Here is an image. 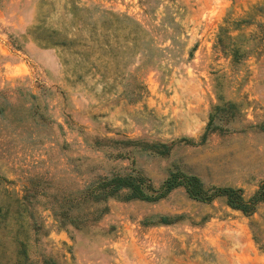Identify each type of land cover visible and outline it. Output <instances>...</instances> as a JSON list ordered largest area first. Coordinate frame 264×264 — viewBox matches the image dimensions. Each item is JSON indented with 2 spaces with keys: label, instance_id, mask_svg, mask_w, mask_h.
Returning a JSON list of instances; mask_svg holds the SVG:
<instances>
[{
  "label": "rangeland",
  "instance_id": "374dc122",
  "mask_svg": "<svg viewBox=\"0 0 264 264\" xmlns=\"http://www.w3.org/2000/svg\"><path fill=\"white\" fill-rule=\"evenodd\" d=\"M102 10L118 16L109 30ZM34 26L75 42L41 47ZM0 107V264H264V201L247 214L177 187L110 197L81 223L61 216L113 173L155 190L174 172L258 189L264 0H0Z\"/></svg>",
  "mask_w": 264,
  "mask_h": 264
},
{
  "label": "trees",
  "instance_id": "16d2710c",
  "mask_svg": "<svg viewBox=\"0 0 264 264\" xmlns=\"http://www.w3.org/2000/svg\"><path fill=\"white\" fill-rule=\"evenodd\" d=\"M79 11H87V8L85 5L81 7L75 5L70 13L72 16H80V20L84 21V25L89 27V32L95 31L98 26L97 20L88 19L85 14L79 15ZM101 13L100 18L103 21L99 28L109 30L114 21L118 20V16L107 10H102ZM26 36L44 48H66L75 42V40L62 36L57 30L42 28L41 26L29 28ZM87 55L84 53L85 57H88ZM87 62L91 64L89 60ZM31 98L34 99L35 95H32ZM4 101L8 102L6 99ZM29 104L30 107H33L31 101H29ZM3 111L4 107H0V114ZM39 116L40 119H43L41 115ZM205 135L206 133H204ZM95 144L99 146L101 143L96 140ZM177 187H182L190 198L197 200L210 201L216 197H224L228 206L247 214L252 213L256 205L264 201V182L250 196L246 197L238 189L228 187H215L212 189V187H207L198 176L187 173H170L161 187L156 190L152 188V184L148 179L140 175L113 173L96 177L84 188L78 190L76 192L77 196L66 199L62 206V222L77 224L84 222L91 215L94 219L100 217L105 213L106 207H100L99 204L110 197H120L126 201L132 199L156 201ZM87 207L90 210L85 211ZM159 222L168 223L169 218L161 216Z\"/></svg>",
  "mask_w": 264,
  "mask_h": 264
}]
</instances>
